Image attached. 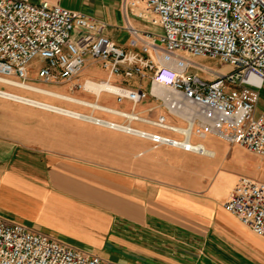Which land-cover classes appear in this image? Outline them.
I'll return each mask as SVG.
<instances>
[{
    "label": "crops",
    "instance_id": "obj_1",
    "mask_svg": "<svg viewBox=\"0 0 264 264\" xmlns=\"http://www.w3.org/2000/svg\"><path fill=\"white\" fill-rule=\"evenodd\" d=\"M27 1H47L101 21L103 34L123 49L127 48L128 26L143 28L133 12L123 9L121 0ZM95 64L102 78L80 80L78 75L77 81L104 80L106 71ZM109 80L136 84L115 77ZM40 87L73 100L13 88L35 95H26L29 99L108 124L0 96L1 218L116 264H264V238L223 207L240 175L218 167L236 144L223 140L225 159L213 161L214 154L156 144L109 125L120 123L146 135L181 140L180 134L146 121L164 115L169 125L185 126V121L167 114L151 97L132 104L125 99L116 102L104 91L94 95L69 86V94ZM101 92L112 98L113 106L99 103ZM145 100L154 102L156 110L151 105L136 111ZM76 101L134 114L138 119ZM122 103H129V110L116 107ZM193 137L191 144L205 146L192 141Z\"/></svg>",
    "mask_w": 264,
    "mask_h": 264
},
{
    "label": "built area",
    "instance_id": "obj_2",
    "mask_svg": "<svg viewBox=\"0 0 264 264\" xmlns=\"http://www.w3.org/2000/svg\"><path fill=\"white\" fill-rule=\"evenodd\" d=\"M121 2L123 9L133 12L143 24L141 29L128 26L126 49L103 34V22L82 12L47 1L0 0V78L27 83L29 63L36 58L40 61L36 77L42 83L74 79L73 89L94 95L104 91L116 102L125 99L135 104L151 97L167 114L185 121L179 128L169 125L164 115L155 121L146 120L182 136L181 140H172L140 133L156 144L202 154V146L191 144L189 138L209 133L264 157V106L255 111L257 89L264 85V0ZM85 57L106 71L104 80L77 81ZM191 58L218 59L229 69L214 71ZM197 73L211 77L202 78ZM111 77L134 78L137 83H114ZM144 79L146 89L141 86ZM99 84L105 87L98 92L90 89ZM161 88L178 98L160 95ZM184 106L195 107L191 123L175 113ZM94 107L125 119H138L134 114ZM223 207L264 238V182L239 176ZM0 264L116 263L0 217Z\"/></svg>",
    "mask_w": 264,
    "mask_h": 264
},
{
    "label": "rangeland",
    "instance_id": "obj_3",
    "mask_svg": "<svg viewBox=\"0 0 264 264\" xmlns=\"http://www.w3.org/2000/svg\"><path fill=\"white\" fill-rule=\"evenodd\" d=\"M191 59L194 62H197L203 66L209 67L210 69H212L214 71H227L229 69V66L222 63L218 59H214V58H191ZM39 64H40V61L36 58H34L30 61L29 72L27 75L26 82L32 83V84H28V85H32V87H37V88H41V89L43 87H40V86H44V87L51 88V89H54V90H57L60 92L69 93V94L71 93L69 91V86H71L70 82L59 81V82H52V83H46V84L39 82V79L36 77V69L38 68ZM197 75H199L202 78H210L211 77L210 75L202 74V73L201 74L197 73ZM102 76H103V72L99 70L98 66L92 60H90L88 57H85L84 63H83V66H82V69L79 73L78 78L81 80L85 77L102 78ZM129 81H130L129 83H137V80L134 78L129 79ZM33 84H36V85H33ZM37 85H40V86H37ZM141 86L143 89L147 88L146 79H144L141 82ZM0 88H1L0 90H2V91H6L8 93L11 92L13 94L22 95L24 97H26V95H29L27 97H30V95L35 96L34 94H32L30 92L18 90L16 88L9 87V86L3 85L1 83H0ZM43 89L45 90L46 88H43ZM47 90H49V89H47ZM20 93H22V94H20ZM60 94H62V93H60ZM74 94L77 95L78 93H74ZM64 95H66V94H64ZM257 95H258V100L256 103V108H255L256 112L259 111L264 106V85H262L261 88L257 89ZM30 98H33V97H30ZM35 99H37V98H35ZM98 101H99V103L109 105V106H113L112 98L109 95L105 94L104 92L100 93ZM151 105L155 107L154 102H151V101L148 102L145 100L143 103L136 106L135 110L136 111H142L146 107L151 106ZM116 107H118L120 109H124V110H129L130 104L129 103H122V104H118ZM155 110H156V107H155ZM174 123L181 124L177 120H174ZM195 140L201 141L205 146L209 147L214 152V155L211 157V160L219 161L220 159H222V156L225 159L224 156L227 152V146L223 140H221V139H219L213 135H205L202 138L193 137L192 141H195ZM240 161L246 165H249V167L244 168ZM218 168L225 170V171L236 173L240 176H247V177H250V178L264 182V157L259 156L255 153L249 152L239 145H233L231 147V153H230L229 157L226 158L225 161L221 162V164L219 165Z\"/></svg>",
    "mask_w": 264,
    "mask_h": 264
},
{
    "label": "bare ground",
    "instance_id": "obj_4",
    "mask_svg": "<svg viewBox=\"0 0 264 264\" xmlns=\"http://www.w3.org/2000/svg\"><path fill=\"white\" fill-rule=\"evenodd\" d=\"M2 81H5L7 83H12V84L16 85V87H18L20 89H25V90L30 91V92L40 93V94H43V95H53V96H56V97L60 96V95L58 96V94H56L54 92L47 91V90H44V89H41V88H37V87H32V85H28L27 83H21L20 81H17V80L0 78V82H2ZM103 87H105V86L102 85V84L91 85L90 89L95 91V92H98L99 89H101ZM158 93L160 95H162V96H167L170 99L178 98L176 95H174L171 91H169L167 89L161 88V89L158 90ZM0 96L1 97H5V98H9V99H12V100H16V101H19V102H22V103H26V104H29V105H33V106H37V107H41V108H46V109H51V110H54V111H57V112H61V113H65V114H69V115H74V116H77V117H80L82 119H86V120H89V121H93L94 120L91 117L78 115L76 113L69 112L68 110H64V109L58 108L56 106H53V105H50V104H47V103L36 101V100H32V99H29L27 97L16 95V94H13V93H8V92L0 90ZM59 98H62V99H65V100H67V98H68L69 100H73V99H70V97H59ZM91 105L94 106V104H91ZM194 110H195L194 106H184V108L182 110H175V113L181 115L185 119H188L189 123H191V120H192V117H193V114H194ZM129 116H132V115H129ZM118 130H120V131L123 130V131H126V132L135 133V134L140 135L139 132L131 130L130 128H128L127 125H123V124H120V123L118 124ZM187 132H188V129H186V133ZM135 134H133V135H135ZM200 145L203 148L201 155H206V156L207 155L208 156L211 155L212 156L214 154L212 150L207 149L202 144H200Z\"/></svg>",
    "mask_w": 264,
    "mask_h": 264
}]
</instances>
